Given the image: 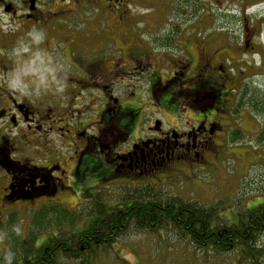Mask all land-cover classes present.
Returning <instances> with one entry per match:
<instances>
[{"label":"flooded vegetation","instance_id":"flooded-vegetation-1","mask_svg":"<svg viewBox=\"0 0 264 264\" xmlns=\"http://www.w3.org/2000/svg\"><path fill=\"white\" fill-rule=\"evenodd\" d=\"M233 1L242 6L235 11L239 16L235 15L234 24L216 30L199 24V35L188 32L195 36L199 53L194 55L191 47L188 48L186 60L173 63L176 70L166 81L152 74L143 76L142 52H132L131 49H128L127 62L109 57L99 62V66L84 69L83 77H71L70 84L81 92L101 89L106 101L98 111L96 128L86 129L77 121L73 110L63 104L62 93L56 92L55 87L50 91L38 87L34 75L21 77L26 85L23 97L19 96L18 89L12 90L16 95L8 90L7 85L19 68L20 58L14 49L21 43L27 46L29 52L22 54L25 59L37 50L45 52L46 48L50 51L59 40H72L67 36L69 31H62V19L67 18V12L79 4L111 5V9L115 7L118 11L126 5V0H0V208L4 211L26 209L28 204L43 200L47 202L43 207L54 204L61 192L72 190L75 193L77 182L87 183L86 190L92 185L94 188L102 185L131 188L123 195L116 193L120 199H125V195L130 197L121 201L123 204L118 203L122 205L120 211L129 206L143 207L146 203L142 201L135 206L133 197L137 196L149 198L154 206L159 197L158 187H163L165 180L174 174L179 175L183 168L193 170L202 166L207 156L216 152L213 140L216 135L228 133L231 136L236 129L241 130L243 117L239 116L245 107H241L240 102L242 92L250 86L248 72L261 62L264 66V14L260 11L248 14V8L262 6L264 0H257L255 4L251 3L252 0ZM70 5L72 9L65 8ZM222 11L234 12L226 8ZM70 15L69 18L73 17ZM33 26L39 28L42 36L38 45L32 44L31 38L24 34ZM229 32L232 34L231 43L227 41ZM49 54L51 57L55 55L52 51ZM256 55L260 57L255 58ZM53 61L58 64L54 57ZM127 69L131 72L127 73ZM256 72L258 74V70ZM136 74L140 75V81L149 84L148 98L153 105L149 114L142 111L140 94L132 91V95L123 93L120 96L119 93L116 96V90L112 89L117 83L125 84L126 80L136 79ZM58 76L62 82L67 79L60 73ZM187 86H192L200 94V99L192 97L188 100L190 106L195 105L197 109L206 103V107L201 111L186 108L182 112L184 118H180L170 111L169 104L179 100L178 106H183L187 100L185 94L189 93ZM232 94H235L236 101L231 98ZM138 104L141 108L136 107ZM157 106L170 114L171 122L166 120L164 112L161 118L151 115ZM133 112L135 116L131 115ZM147 116L150 122L142 128V121ZM233 121L239 127L232 126ZM77 140L87 150L81 151L75 143ZM68 149L72 154H66ZM62 151L69 156L67 159ZM86 155L89 162L83 167L81 162ZM93 181L98 185L88 186ZM85 204L91 206L94 202L89 200ZM104 205L109 207L106 202ZM119 208L109 207L110 213Z\"/></svg>","mask_w":264,"mask_h":264},{"label":"rangeland","instance_id":"rangeland-1","mask_svg":"<svg viewBox=\"0 0 264 264\" xmlns=\"http://www.w3.org/2000/svg\"><path fill=\"white\" fill-rule=\"evenodd\" d=\"M256 1L252 0L251 3L255 4ZM110 6L79 4L78 7L67 12L65 14L67 18L62 19V31H69L67 36L72 37V40H59L50 50L54 52L53 57L62 69L59 72L60 75L62 78H67L63 81L66 82V87L62 92L63 104L73 110L72 113L76 116L77 121L84 124L86 129L96 128L98 111L106 104V101L103 99L101 89L81 92L70 84L72 83L71 77H83L84 69L87 70L93 65L99 66L103 60L109 57L125 59L127 62L128 49H131L132 52L138 53L139 50L142 52L141 57L145 69L142 72L143 76L150 77L152 74L153 77L156 75L166 81L176 70L173 63L186 60L188 48L191 47L194 55L199 53L195 36L188 32L199 35L201 32L199 24L215 30L219 27L233 25L235 11L242 8L233 0H126V5L118 11L115 10V7L111 9ZM65 8L72 9L71 5ZM223 8L234 12L224 13ZM211 9H214V13L208 15L206 12H211ZM258 11L264 14V5L248 8V14H256ZM223 14L224 16L221 17L220 15ZM69 15L73 17L69 18ZM67 36L62 35L63 38ZM227 41L229 43L232 41L230 32ZM45 50L49 54L50 51L46 48ZM229 55H232V51H229ZM231 57L237 58L236 56ZM258 57L260 55L255 56V58ZM147 68H149V72ZM250 69L248 75L251 76V79L248 88H251V94L242 95L243 99L241 97L242 103L240 104L245 108L242 109L241 116H239L243 117V126H241V130L236 129V132H239L238 135H234L233 139L229 138L228 133L216 135L213 138L216 152L208 155L202 166L193 170L181 169L179 175L174 174L173 177L165 180L164 186L160 185L157 190V196L161 195L163 202L175 198L213 209L216 212V218L212 225L238 224L241 217L244 218L246 215L245 213L264 207V144L258 142L259 126L255 122V116L249 114L256 107L255 104L258 107L260 105L258 100L255 101L252 98L258 94L260 99H264V88L259 87L264 85V66L261 62V65ZM128 70L127 73L131 72ZM176 76L174 74V77ZM233 76H237V74L233 73ZM139 77L140 75L136 74V79L126 80L125 84L117 83L113 85L112 89L116 90V96L119 93L120 96L123 93L132 95V91L140 94L141 101L139 102H141L142 111L149 114L151 106H153L148 98L149 84L147 81H140ZM54 87H47L48 91ZM254 91L256 92L252 95ZM202 95L206 96L205 93ZM76 96L80 99L75 98ZM130 97L133 96L128 98ZM192 97L200 99V94L196 92L185 94L187 100L183 102V106L178 107V117L184 118L182 112L186 108L201 111L206 107V103L201 105L202 107L198 106L197 109L194 107L195 105L191 107L188 100ZM142 98L146 101L143 102ZM231 98L236 101L235 94H232ZM158 99L161 102V97ZM251 99L253 101H250ZM262 102L264 103L263 100ZM179 103V100L174 101L173 107L175 108ZM207 103H210V100ZM169 105L171 107L172 102ZM163 112L164 108L157 106L151 115L161 118ZM164 113L166 117H169L170 114L167 111ZM131 115L135 116V113L133 112ZM258 115L260 117L258 120L263 123L264 112L259 111ZM149 122L150 118L145 117L142 121V128ZM234 125L239 127L235 121L232 126ZM236 136L239 138L236 139ZM75 143L81 151L87 150V148H83L84 144L81 145V141L77 140ZM64 152L62 151L66 159L69 157L67 155L72 154L70 149L66 150L67 155ZM85 157L87 155L83 156L81 162L83 167L89 162V159ZM132 166L134 167V165ZM140 169L137 171L139 172ZM68 170L69 176H71L72 166ZM82 171L83 169H81ZM86 185L87 183L77 182L74 185L75 193L72 190H65L54 199V204H48V206L43 207L44 203L47 204L43 200L40 203L28 204L26 209L4 211L0 208V234H7L3 239H0V259L4 258L5 252L10 249L14 253L12 264H18L19 260L27 258L26 255L31 253L34 247L37 251L40 248H46L51 239L64 240L87 232L97 213L101 214L98 216L108 220L112 214H109V207L119 208L122 205L118 203L123 204L118 194L123 195L131 190L127 186L104 188L96 186L94 188L92 185L88 187V190L86 187L82 188ZM160 190H163L164 193H160ZM94 191H98V193L95 194ZM83 192L85 193L82 194ZM95 197L98 199L95 200ZM86 198L88 199L85 200ZM133 199L137 202L136 197ZM89 200L94 202L91 205L93 207H86L85 201ZM104 202L108 203L109 207L106 208ZM1 203L0 200V206ZM79 204H83V207L76 209ZM35 205L40 207L30 208ZM120 209L122 208L113 211L117 213L120 212ZM43 213H46L47 218ZM37 215V220L41 217L45 220L39 221L35 226L34 220ZM13 224H18L21 227L22 232L19 236L12 232ZM120 232L121 235L114 239L109 249L107 247L106 249L88 250L85 245H82L79 248L80 256L84 255L87 258L91 254L93 255L85 264H251L240 256L239 251H232L224 255L198 252L188 240L179 236L172 229L147 231L130 228ZM262 237L264 235L258 239L256 244L257 250H264V238ZM260 258H257L256 262L264 264V257ZM84 260L63 263L64 260L60 259L59 262L60 264H78Z\"/></svg>","mask_w":264,"mask_h":264},{"label":"trees","instance_id":"trees-1","mask_svg":"<svg viewBox=\"0 0 264 264\" xmlns=\"http://www.w3.org/2000/svg\"><path fill=\"white\" fill-rule=\"evenodd\" d=\"M173 83L176 84L175 81ZM187 88L190 93L196 91L192 86ZM255 92H252V95ZM242 93L249 94V91L246 89ZM255 96L253 100H258L260 105L258 107L255 104L254 109L264 112V103L262 102L264 99H260L258 94ZM261 130L258 136L259 142L264 143V124ZM136 200L135 206L141 201L146 204L140 208L124 207V210L110 214L108 220L98 216L101 214L97 213L87 232L64 240L51 239L46 248H40L37 251L34 247V250L26 255L27 258L19 260L18 264H60V259L64 260L63 263L85 259L83 262H78V264H85L93 255L91 254L87 258L84 255L80 256L79 248L82 245H85L88 250L106 249L107 247L109 249L114 239L121 235L120 231L130 228L147 231L172 229L203 254L224 255L232 251H239L240 256L251 264H258L257 258L264 257V250L256 249L258 239L264 235V207L250 210L245 213L244 218L241 217L238 224L226 226L224 224L212 225L216 218V212L198 203L184 202L175 198L162 202L161 195L157 198L154 206L150 204L149 198L137 196ZM43 214L47 218L46 213ZM37 219L38 215L34 220L35 226L39 221L45 220L43 217ZM3 260L4 258L0 259V261Z\"/></svg>","mask_w":264,"mask_h":264},{"label":"clouds","instance_id":"clouds-1","mask_svg":"<svg viewBox=\"0 0 264 264\" xmlns=\"http://www.w3.org/2000/svg\"><path fill=\"white\" fill-rule=\"evenodd\" d=\"M26 36L31 38L32 44H40L42 40L39 28L33 26L25 33ZM14 52L19 59V68L12 75V79L9 81L7 88L10 92L16 95L13 89H18L21 92L20 97H23L26 85L23 83L22 76L32 74L35 76V83L38 87L55 86V91L62 93L66 87V82H62L58 76V73L62 71L61 67L54 63L53 58L42 50L32 52L28 58H23L22 54L29 52V48L21 43L20 47L15 48ZM12 232L16 235H20L22 232L21 227L18 224H13L11 228ZM7 234H0V239H3ZM264 238V237H262ZM14 253L9 249L4 254V260L0 261V264H12Z\"/></svg>","mask_w":264,"mask_h":264}]
</instances>
